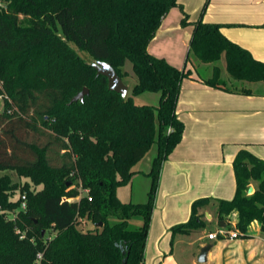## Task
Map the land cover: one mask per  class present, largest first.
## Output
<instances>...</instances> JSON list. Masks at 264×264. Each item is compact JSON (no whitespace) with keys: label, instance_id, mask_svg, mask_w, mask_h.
Segmentation results:
<instances>
[{"label":"trees","instance_id":"obj_1","mask_svg":"<svg viewBox=\"0 0 264 264\" xmlns=\"http://www.w3.org/2000/svg\"><path fill=\"white\" fill-rule=\"evenodd\" d=\"M175 6L179 0H0V97L8 102L0 111V171L43 186L20 188L10 173L0 176V264L144 263L161 169L184 134L177 114L182 82L193 72L148 49ZM187 20L185 13L182 24ZM223 26L195 22L186 64L191 55L213 63L207 84L231 92L216 64L223 55L231 79L264 81V62L227 38ZM79 50L111 63L122 78L131 61L133 95L159 93V104L110 90ZM85 87L89 94L69 104ZM153 146L147 201H122L118 188ZM233 164L236 194L218 201L219 218L236 214L241 234L255 220L264 229V159L242 149ZM80 181L90 193L76 199ZM252 181L258 185L248 194ZM19 189L25 208L23 195L12 198ZM210 201L196 200L191 219L173 233L204 227L198 209Z\"/></svg>","mask_w":264,"mask_h":264},{"label":"crops","instance_id":"obj_2","mask_svg":"<svg viewBox=\"0 0 264 264\" xmlns=\"http://www.w3.org/2000/svg\"><path fill=\"white\" fill-rule=\"evenodd\" d=\"M204 1L197 0V11ZM188 6L189 0H179V6L170 9L148 47L151 54L176 67H180V52L170 46L173 37L183 39L182 12H191ZM203 20L224 24L222 32L227 38L264 62V0H211ZM186 45L189 48L190 41ZM186 65L193 72L183 80L177 104L184 134L161 169L143 264H264V229L259 221H253L246 233L239 231L238 238L209 237L220 228L239 230L236 223L219 218L218 201L232 200L236 194L233 163L240 150L264 159V92L249 86L264 81L236 80L245 83L228 86L234 89L231 92L207 84L213 75V63L191 61ZM206 67L211 76L198 70ZM224 80L235 83L230 77ZM244 89L251 94L242 93ZM143 159L134 167L136 173L129 182L130 195L125 202L148 199L151 177L147 173L153 159L140 167ZM201 198L211 200L198 209L205 226L190 233H173L174 226L191 219L192 205ZM208 244L212 247L206 262L201 263V250Z\"/></svg>","mask_w":264,"mask_h":264},{"label":"rangeland","instance_id":"obj_3","mask_svg":"<svg viewBox=\"0 0 264 264\" xmlns=\"http://www.w3.org/2000/svg\"><path fill=\"white\" fill-rule=\"evenodd\" d=\"M210 1L211 0H205L203 2V4L201 5L200 9H198V11H197V0H189L188 9L191 10V12L185 11V9H184V12H182L183 17L185 15V13L188 15L187 23H185V24L181 23L182 24L181 26L183 27V34H182L183 39H178L177 37H173L172 41H171V46H170V47H172V49L176 53L180 52L181 63H180L179 68H181V69L186 67V59H187V55L189 52V48H188V45H186V42L188 43L191 40L193 32H194L195 22L197 20H199L200 18L203 19V16H204L205 12L207 11V8L209 6ZM23 19H27V18H23ZM181 22H182V20H181ZM72 45L75 48H77L74 44H72ZM79 53L88 62H90V63L95 62L94 59L91 57V55L88 54L86 51L79 50ZM191 60L193 61V63L194 62L196 63V61H197L192 55H191ZM216 64L220 67V69H222V77L224 79H227V77L229 78L230 76L226 70V57H225V55H223L221 60L218 61ZM122 69H123V71L127 72V76H125L123 78L124 82L129 87L127 95L132 96L135 103H137V104H150V105H158L159 104V97H160L159 93L145 92V93H142L139 95H133L132 88L135 85V83L137 82V77L133 72V67H132L131 61L128 60ZM196 69H197V67H196ZM198 70H200L202 75L211 76L212 72L207 67L203 68L202 70H201V68H198ZM229 81L233 82L231 80H229ZM229 81H227L226 84H227V86H230L232 88H235L236 83H238V85H240V86H241V83H245V82H237L236 80H234L235 83L231 84ZM249 86L254 88L257 91L260 90V92H264V84L263 83L249 84ZM7 105H8V102L4 98L0 97V111L5 110ZM156 152H157V148H156V146H153L151 148V150L146 154L145 158L142 161V164H140V167H144L143 165H145V163L147 161H150L151 159H153L156 155ZM5 173H9V172L0 171V175H4ZM10 174H11L13 180L18 182L20 188L26 186V187H29L33 191H37L43 187L42 185H35L29 177L20 176L17 173H10ZM257 185H258L257 182L252 181L250 183V186H252L254 188V190L248 194H252L256 190ZM130 187L131 186L128 183L126 185L120 186L119 187L120 189L118 188L119 192H120L119 198L120 199L122 198L121 200H124V201L128 200L127 196L130 195ZM23 194H25V193L22 191V189H19L18 191L13 193L12 198L14 200H16L20 197V195H23ZM76 199H79V198H76ZM24 202L26 203V199L24 200ZM21 207L23 208V205ZM15 215H16V213L15 214H8L7 217L9 219H14ZM224 220L228 221L229 224H233V223H236L237 216H236V214L230 213L229 215L225 216ZM86 225L92 226V223L89 222ZM229 229L230 230H227V231L236 230L235 228H232V229L229 228Z\"/></svg>","mask_w":264,"mask_h":264},{"label":"water","instance_id":"obj_4","mask_svg":"<svg viewBox=\"0 0 264 264\" xmlns=\"http://www.w3.org/2000/svg\"><path fill=\"white\" fill-rule=\"evenodd\" d=\"M93 67L97 70L98 75H104L108 78V87L112 91H116L120 93L123 97H126L129 87L124 82L123 78L118 74L116 69L111 65V63L106 61H95L92 63ZM89 94V88L85 87L82 91L77 93L69 102L72 104L79 100H83L86 95ZM254 190L252 186L249 187L248 193H251ZM101 225V223H100ZM225 225V223H222ZM212 245L208 244L204 246L201 250V254L199 256V262L203 263L207 260V254L211 249Z\"/></svg>","mask_w":264,"mask_h":264},{"label":"built area","instance_id":"obj_5","mask_svg":"<svg viewBox=\"0 0 264 264\" xmlns=\"http://www.w3.org/2000/svg\"><path fill=\"white\" fill-rule=\"evenodd\" d=\"M78 190H79V196L77 198H81L82 196H88L90 193V189L87 187H84L81 181L78 184ZM23 199L24 200L26 199L25 195H23ZM64 199H67L69 201L75 200V198H64ZM89 199L91 200L92 198L89 197ZM22 205H23V208L26 207L25 202H23ZM220 235L221 236H227L228 235L230 238H238V237H240V232H239V230L227 231L225 228H220L218 233L217 232L216 233H210L209 237L211 239H215V238H218Z\"/></svg>","mask_w":264,"mask_h":264}]
</instances>
